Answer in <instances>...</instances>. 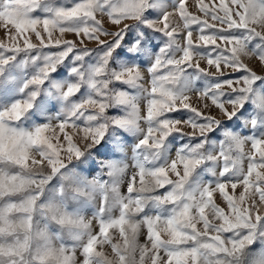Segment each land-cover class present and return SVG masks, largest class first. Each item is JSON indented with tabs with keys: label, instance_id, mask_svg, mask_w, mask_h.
Instances as JSON below:
<instances>
[{
	"label": "snow or ice",
	"instance_id": "1",
	"mask_svg": "<svg viewBox=\"0 0 264 264\" xmlns=\"http://www.w3.org/2000/svg\"><path fill=\"white\" fill-rule=\"evenodd\" d=\"M206 4L207 8L195 5L202 14L196 15L186 0H171L172 11H189L182 16L181 33L169 23V5L164 0L146 4L143 0H76L70 6L56 0H0V15L9 8L8 14L24 34L22 40L16 37L14 45L0 41V77L4 78L0 83L12 85L0 95V142L7 138L17 147H26L33 133L38 135L56 121L64 129L62 137L72 128L87 133V151L75 150L83 172H90L85 164L95 163L94 157H104L110 175L117 176L121 169L120 161L113 159L116 146L126 142V134L135 133L141 176L143 169L153 166L149 174L164 189L153 206L163 209V202H170L167 222L178 234L171 245L159 243L167 264H199L207 245L192 228L194 212H205L206 202L231 191L230 172L237 171L233 149L243 142L241 135L251 143L256 142L253 133L264 139V75L233 58L229 44L237 38L236 32L198 18L230 23L216 14L219 0ZM37 11L43 15H33ZM98 12L108 16L115 30L104 27ZM137 17L134 25L123 22ZM4 29L9 40L11 33ZM68 33L76 39L65 38ZM90 41L95 47L88 46ZM254 52L264 62V40ZM202 60L207 67L201 66ZM28 68L32 71L27 74L12 75L13 70ZM225 68L235 70L226 73ZM198 81H203V87L196 86ZM145 82L147 89L142 87ZM142 93L147 98L145 129L139 126L142 117L137 107ZM193 94L200 107L193 104ZM212 107L219 115L206 114ZM109 109L120 112L109 116ZM5 115L34 125L33 131L6 127ZM185 127L190 131L185 132ZM214 133L221 139H210ZM177 140L180 144L173 153L170 146ZM38 150L54 161L55 153L47 145ZM160 160L163 163L157 164ZM204 172L210 174L207 183L201 179ZM169 173L177 179H169ZM135 181V176L130 178V189ZM258 264H264V258Z\"/></svg>",
	"mask_w": 264,
	"mask_h": 264
},
{
	"label": "rangeland",
	"instance_id": "2",
	"mask_svg": "<svg viewBox=\"0 0 264 264\" xmlns=\"http://www.w3.org/2000/svg\"><path fill=\"white\" fill-rule=\"evenodd\" d=\"M56 2L70 6L76 0ZM143 2L146 4L147 0ZM164 2L169 5V23L182 33L185 28L182 16H188L189 11L202 15L195 5L203 4L207 8L206 3L211 0H186L191 7L189 11L185 8L183 13L171 10V0ZM219 7L216 14L230 23L221 24L208 16L198 18L218 29L236 32L237 38L229 44L233 58L258 75H264V62H260L254 52L264 40V0H219ZM9 12L10 9L5 8L4 15H0V41L14 45L18 42L16 37L19 35L22 40L24 34ZM33 15L43 13L37 11ZM97 18L104 27L115 30L106 14L98 12ZM137 20L138 17L128 18L123 22L134 25ZM4 28L11 33L9 40ZM65 38L76 39L72 33ZM33 42H36L34 37ZM88 46L95 47V44L90 41ZM201 66L207 67L206 62L202 60ZM146 67L147 64L142 69ZM234 70L224 69L226 73ZM31 71V68L16 69L12 75ZM144 75L147 77L146 71ZM3 79L0 77V82ZM11 86L0 83V95ZM196 86L203 87V81H198ZM142 87L147 89L149 84L145 82ZM191 99L200 107L196 95ZM137 107L142 117L139 126L145 129L146 94H141ZM119 112L120 109H109L108 115ZM206 114L219 115L214 107ZM4 121L9 128L34 129V125L7 115ZM57 123L53 121L51 127L38 135L33 133L26 147H17L16 141L10 142L7 138L0 142V264H167L159 243L171 245L178 234L175 226L167 222L170 202H163V209L153 206V200L160 198L164 191L149 174L153 166L143 169V176L137 167L134 142L139 137L128 133L129 136L124 137L126 142L121 141L116 146L117 156L113 159L120 161L119 175H110V170L104 166V157H94L95 163L85 164L90 169L86 173L81 170L75 150L87 151V133L72 128L65 138L61 136L64 129L58 128ZM184 130L190 131L187 127ZM250 135L256 136L255 143L241 135L243 142L233 149L237 171L230 172L233 183L228 187L231 191L223 196L217 194L206 202L205 212H194L192 228L202 244L207 245L201 252L199 264H237L238 260L239 264H258L264 258V139L260 133ZM210 139L218 141L221 137L214 133ZM179 144V140L173 141L170 146L173 153ZM42 145L55 153L53 162L38 150ZM160 163L163 161H157ZM216 171L219 175V167ZM133 176L136 181L130 189ZM209 178V173L202 174L204 183ZM169 179L177 177L169 173Z\"/></svg>",
	"mask_w": 264,
	"mask_h": 264
}]
</instances>
